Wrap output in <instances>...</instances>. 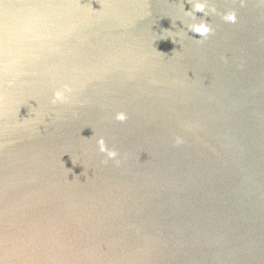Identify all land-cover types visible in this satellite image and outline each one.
<instances>
[{
    "label": "water",
    "instance_id": "obj_1",
    "mask_svg": "<svg viewBox=\"0 0 264 264\" xmlns=\"http://www.w3.org/2000/svg\"><path fill=\"white\" fill-rule=\"evenodd\" d=\"M181 2L0 0V264H264V3Z\"/></svg>",
    "mask_w": 264,
    "mask_h": 264
},
{
    "label": "clouds",
    "instance_id": "obj_2",
    "mask_svg": "<svg viewBox=\"0 0 264 264\" xmlns=\"http://www.w3.org/2000/svg\"><path fill=\"white\" fill-rule=\"evenodd\" d=\"M186 2L190 5V10L186 11L185 3L181 2L179 7V15L177 16L175 22L172 21V27L174 26L176 28V21H180L183 25V28L179 29V31L175 33H172L170 30H164L166 32H169L170 35L166 37L162 36L161 39L171 38L172 42L175 44L179 43V40H181L185 36L190 37L188 33H194L198 34L199 38H190L196 40L197 43H203L204 40H206L210 35L215 34V29L211 26V23L206 22L203 18H198L196 15L197 13H203L204 17L221 15V18L225 22L236 23L237 17L235 11L221 14L212 3V0H186ZM261 2L264 3V0H261ZM13 83L14 82L11 80L8 81L9 87H12ZM71 92L72 89L67 84L63 85L62 88L56 89L52 94L51 104L56 105L58 103H66L69 99L68 95L66 94ZM81 106H83V103H81ZM75 115L76 113L74 112L73 116ZM114 119L123 123L128 119V116L125 112L121 111L115 114ZM181 143H183V139L181 137H177L175 140V144L179 145ZM96 144L98 146L99 152L103 153L106 156V159L103 161L104 163H107L108 160H111L117 166L120 165L121 160L118 159L120 153L114 149H110L102 136L96 140Z\"/></svg>",
    "mask_w": 264,
    "mask_h": 264
}]
</instances>
